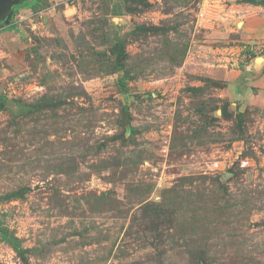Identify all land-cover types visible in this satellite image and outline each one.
Instances as JSON below:
<instances>
[{
  "label": "rangeland",
  "instance_id": "374dc122",
  "mask_svg": "<svg viewBox=\"0 0 264 264\" xmlns=\"http://www.w3.org/2000/svg\"><path fill=\"white\" fill-rule=\"evenodd\" d=\"M15 7L0 26V264H264V7Z\"/></svg>",
  "mask_w": 264,
  "mask_h": 264
},
{
  "label": "trees",
  "instance_id": "16d2710c",
  "mask_svg": "<svg viewBox=\"0 0 264 264\" xmlns=\"http://www.w3.org/2000/svg\"><path fill=\"white\" fill-rule=\"evenodd\" d=\"M247 2L253 4V5H257V6H262L264 7V0H247ZM34 3V0H25L22 4H20L21 6L23 5H29V4H33ZM10 22V21H8ZM12 22V21H11ZM250 55H255V53L253 51L249 52ZM117 57L119 59V61L122 59H124L125 55H124V48H122L121 46H119L118 48V52H117ZM118 61V63H119ZM118 63L116 62L117 64V69H121V66L122 65H118ZM3 237L11 243V245L16 249H20V242L18 240V238L13 235V234H10L7 230H3Z\"/></svg>",
  "mask_w": 264,
  "mask_h": 264
},
{
  "label": "water",
  "instance_id": "95a60500",
  "mask_svg": "<svg viewBox=\"0 0 264 264\" xmlns=\"http://www.w3.org/2000/svg\"><path fill=\"white\" fill-rule=\"evenodd\" d=\"M20 0H0V22L8 15L14 5H17ZM9 18L5 19L8 22ZM127 119V114H124V120Z\"/></svg>",
  "mask_w": 264,
  "mask_h": 264
},
{
  "label": "flooded vegetation",
  "instance_id": "af4514ba",
  "mask_svg": "<svg viewBox=\"0 0 264 264\" xmlns=\"http://www.w3.org/2000/svg\"><path fill=\"white\" fill-rule=\"evenodd\" d=\"M25 0H20L18 4H22ZM16 5H14L11 9V11L8 13V15L0 22V26H2L5 22V19L8 17L10 18L11 15H13V13L15 12V10L17 9L15 7ZM21 6V5H20ZM19 8V7H18Z\"/></svg>",
  "mask_w": 264,
  "mask_h": 264
}]
</instances>
